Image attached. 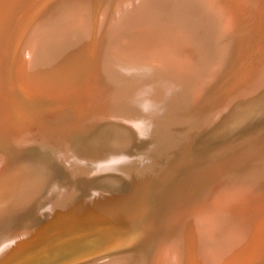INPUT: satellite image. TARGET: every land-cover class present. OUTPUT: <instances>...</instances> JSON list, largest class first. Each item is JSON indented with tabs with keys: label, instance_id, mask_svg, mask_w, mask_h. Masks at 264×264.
<instances>
[{
	"label": "rangeland",
	"instance_id": "374dc122",
	"mask_svg": "<svg viewBox=\"0 0 264 264\" xmlns=\"http://www.w3.org/2000/svg\"><path fill=\"white\" fill-rule=\"evenodd\" d=\"M107 1H109L108 4L110 3L107 17L110 18L111 16L113 17L117 11V8L113 10L112 5L115 1L120 2V0H0V27L2 26V21L7 18L9 9L15 3L21 5L18 9L15 10L14 8L11 11V17L16 16L14 22L10 23V27L9 23H7L6 26L3 27L2 33L0 32V50L2 49V45L5 44L3 50L6 59L8 58V61L5 59L6 61L2 60L1 63L4 78L2 79V76H0V80L2 79L0 83H3V87L10 97L8 109H10L9 115L11 117L6 125H1L4 130L0 129V156L2 154L5 155L4 153L7 152L6 148H8L9 151L13 150L10 152L11 154L9 153L10 155H8L7 162L9 165L23 166L30 163L31 160H34L35 163H39L42 166L40 168L41 183L38 189L34 192H30L22 203L12 206V208L6 210L0 216V241L4 239L6 243V246H4V248L2 247L0 250V264H97L104 260L110 262L115 261L117 264H154V255L160 250L161 246H163L166 241L181 233L182 225L180 220L183 218V213L186 211L188 213L193 208L199 207L205 199L211 200L215 195L219 196L220 192L223 191L225 185L229 184V182L233 183V181H238V179L241 180L243 178V183L245 184L237 187L249 185L254 192L258 190V186L264 183V180L260 179L258 176V179L261 180L258 184H255L249 179L250 174L253 175L255 173L254 175H256L258 171V175V173H261L263 171L262 169H264V114L257 116L254 114H250L251 116L248 115V121L245 125L236 126V130L231 129L228 130L229 132L226 130V133H228V135H226L228 137L226 135L225 137L224 134L221 137L218 136V134H214V137L208 135L213 134V132H210V127L219 122V117L221 115H225L224 113L228 114V109H230V112L243 105L244 107L247 105L252 107L260 97V99L263 98L264 44L260 43V41L257 42L258 39L256 38V34L258 33L259 35L260 33L257 29L260 23L259 18L256 16L264 11V0H248L249 5L246 10L249 13L246 14V12L243 11L245 16L242 15L240 7L235 0H232L231 3H229L230 0H212L213 2L217 1L219 3V9L221 6L224 8L223 4H233L238 11L237 17L240 20L239 24L234 28V33L227 34L231 36V40L229 39L231 42L230 61L227 60V62L224 63V55L223 52H221V46H217L218 50L214 55L207 57V54L212 51L209 46L210 44H207L208 47L207 45L205 46L206 51H202L203 57L201 56V58H197L196 60L202 67L210 69L217 63L213 70L214 73H216L213 77V82L208 84L200 96L203 100L202 103L200 102L201 99L198 98V101H196V99L193 98L195 101L192 100L190 103L187 101L185 106L169 107V110L165 112L166 115L163 114L165 117H162L167 118L165 123L163 120L162 123L150 126L143 137L141 135L137 136L136 133L133 139L130 140L131 142L127 143L129 145L125 143V145L121 146L122 149L120 148L121 152L117 154L118 157L115 155L108 156L106 154L92 155L89 150L86 151V148L82 144L74 149H68L65 156L61 155L63 157L62 159L59 157L58 159L51 153L53 157L46 154L45 150H48L47 148H54L53 145H48L51 144L50 138H61L60 132L64 129L62 123L69 120L70 117L67 118L68 116H61L59 114L62 112L61 110L63 107L61 106V101H56L52 97L49 98V95L46 94H38L41 89H32L28 85H26L27 91H25L24 95L26 98L36 101L26 106L18 104V98L20 96L18 89L21 85L16 81L14 71L19 58L18 52H21L23 45H25L33 29L37 27L40 28L43 25L44 27H53L56 25L57 20L62 27L65 26L64 29L66 33H70V35H67V37L55 35V41H51L52 44L49 46V54H53L55 58L57 56L62 57L52 62L54 64L53 67H55L57 71L61 68L62 73L67 74V70L70 71L69 66L72 65L73 62H76L78 64L76 66L77 71L74 70L73 75L74 78L77 75L76 81L79 79V81H81L88 74V71H90L89 67L92 65L91 58L93 54L89 55L85 51L82 54L83 50L80 52L84 38L75 30L77 27H75L73 22H75V16L78 14L79 10L87 11V16L89 17L92 12L105 6ZM187 1L188 0H160L157 6L154 5L153 10L156 8V12L164 10L169 14L178 10L177 13H180L182 12L180 8H183ZM106 7H104L103 15H106ZM101 11L102 10L99 12L101 13ZM191 11L195 17L201 14L196 7ZM100 18H102V16L99 17L97 15L95 17L98 21H101ZM122 18L119 19V16H116V21L119 23V26L124 24L122 23ZM191 25L190 23V25L186 26L189 28ZM183 26L187 28L185 24H183ZM217 26H219V22L211 19L208 24H203L202 27L205 29ZM223 28L222 30L225 31L229 27ZM163 30L164 28L158 29V31ZM154 31L150 30L143 34H139L140 32L133 33L129 30H123L121 32L122 34L117 36L115 44H121L124 39L123 36H126L134 41L135 46L132 47H137V49L144 47V45L147 47V43L150 44L148 40H151V42L154 41V39L151 38ZM143 38H147L145 42H143ZM219 40H221V43L224 42L221 38H219ZM63 42H67V46L63 47ZM126 42H129L128 38ZM115 44L108 39L107 46L111 45L115 48ZM254 45H256V47ZM151 46L153 47L154 45ZM255 48L259 51L261 49L262 52H257ZM7 52L8 57L6 56ZM113 52L115 53L116 50L111 51L105 49L104 62L102 66H100L98 72L102 81L103 78L110 80L111 76L115 73L123 82H133L137 85L141 82V78L144 77L143 75L152 77L151 74L154 72L151 70V67L153 65H158L155 61L156 59L162 58V54L153 52L149 57H144L142 55L144 61L136 64L129 60H124L127 55L130 57L131 53L127 52L125 54L122 52L123 55L121 59V57L115 58ZM218 52L219 55L217 57ZM36 53L37 56H43L41 54V47L37 48ZM59 53L62 55H59ZM111 56L113 57V61H111ZM44 60H46V58ZM114 69H116V72L113 71ZM35 72H37L35 73L37 74V80H42V78L45 77H55L54 83L59 81L58 76H55L51 71H46L42 75L40 69L39 71L35 70ZM76 72H78V74H76ZM251 86H253V88L257 86L258 88L253 89L254 92L252 90L248 91L247 89H250L249 87ZM121 89L124 92L126 91L125 88H120V90ZM237 91H248V93L244 96L239 95L237 98L235 96V101L233 100L234 96H232V99H229L231 98L230 94ZM16 93L18 96H16ZM249 94L252 95V98L251 96L249 97ZM254 95H258V97H256L258 99H256ZM227 96L230 97L228 98ZM222 99H224V101ZM226 99L230 100H228L229 106H225L220 115L216 119L214 118L215 120L207 123L206 114H212L211 116H213L214 113L216 114V112L219 111L218 108L221 105L220 103L222 102L225 104L227 102ZM79 101L85 102V99H79ZM4 104L5 103H3V105L1 104L0 108H2ZM119 104H124V102ZM190 110H194V113ZM176 111L177 114L173 115ZM183 111L186 116L184 114L181 115ZM188 111L192 113L190 114ZM195 111H199V114L204 115L199 117V114H196ZM202 111L204 113H202ZM251 113L254 112L252 111ZM150 116L152 120L155 118L159 119V117L153 115V113ZM227 116H230V114ZM197 117L199 119H197ZM1 118H6V114L1 112L0 119ZM63 118L66 120H63ZM173 118L175 119L172 120ZM32 119L36 121L41 120L46 123L51 122L52 126L46 127L42 125L44 129L41 127V130H45L49 135H38L36 130L40 128L32 123ZM205 131H207L206 134ZM218 137L219 139H217ZM87 138H89L88 135ZM140 139L142 141H140ZM208 139L210 141H208ZM203 143L206 144L204 145ZM124 150L128 151L126 152ZM121 154H123L126 159L128 158V160ZM54 157H56V160H54ZM86 157H89V160ZM112 157L117 158L113 161L107 160L108 162L105 160ZM101 159L105 161L102 162L100 161ZM51 160H53V163ZM80 160L83 162L80 163ZM124 161L127 162V165ZM255 162H261V166L255 164ZM62 164L65 165L66 168L62 166ZM99 164L100 166H98ZM245 164L248 165L246 168ZM50 165H52L53 168ZM74 165L76 168H73ZM63 167L65 169L61 170ZM113 167H117L116 170L113 169ZM260 167H262V169H260ZM85 168H88L87 170L89 172L91 170L92 173H89L87 170L85 171ZM95 168H97V170ZM109 169L111 170L109 171ZM64 170H67L68 175L66 173L64 176ZM72 170L77 171H75V173ZM230 172L234 175H231ZM241 173L242 175H239ZM247 174L249 175L247 176ZM262 174H264V171L261 175ZM57 175L59 177H57ZM112 175L115 176L111 177ZM229 176H234V179L229 178ZM235 176L238 177V179ZM115 177L117 180L121 179V181H117ZM251 178H253V176ZM81 180L86 181L83 182ZM114 180H116V182ZM96 182L99 184H95ZM83 183L87 185L88 189ZM113 183L121 185L112 187L114 186ZM50 184H52V186H50ZM117 186L119 190L115 189ZM50 187H52V191L54 192H49ZM83 189L85 191H83ZM114 189L115 191H113ZM262 190H264V188H262ZM70 194L75 197L71 198ZM85 194L87 199L85 198ZM205 194L210 195V197H207ZM83 195L84 198L80 197ZM100 195H102V198ZM76 197L80 199L77 200ZM109 198L111 199L109 200ZM46 200L48 201L47 203ZM193 201L194 203L189 204V202ZM39 202L40 205L37 204ZM47 204H49V206ZM50 204L53 206L52 210H50ZM245 205L244 201L239 203L237 206L238 212L246 217L252 215L251 218L254 220L255 216L251 212L253 204L247 207H245ZM246 208L249 211H247ZM255 210L257 209H254V211ZM56 211L57 213H55ZM245 212L248 213L244 214ZM28 214L31 215L29 216ZM43 214L44 216L46 215L45 218L42 217ZM23 217L25 219H23ZM48 218H50L49 221ZM29 219L30 221H28ZM35 219L38 220L36 221ZM46 220L48 222H46ZM34 223L36 224L35 226ZM39 223L41 224L39 225ZM41 225H43V227ZM40 226L42 228H40ZM38 228L41 230H38ZM30 229L33 232H31V235H29ZM18 230H20V232ZM24 234L28 236L21 237L24 236ZM11 246L15 249L14 252ZM2 251L3 253L1 254ZM191 251H193V245ZM242 264H248V262ZM251 264H264V258L258 261L254 260Z\"/></svg>",
	"mask_w": 264,
	"mask_h": 264
},
{
	"label": "bare ground",
	"instance_id": "6f19581e",
	"mask_svg": "<svg viewBox=\"0 0 264 264\" xmlns=\"http://www.w3.org/2000/svg\"><path fill=\"white\" fill-rule=\"evenodd\" d=\"M159 1L160 0H120V2L115 1L112 7H113V10L114 9L116 10L117 8V11H116V14L113 17L111 16L110 18L107 17V14L110 8V3L108 4L109 1H107V3H105L106 5L100 8L99 10L97 11L95 10V12H92L91 13L92 16L89 15V17L87 16V13H88L87 11L79 10L78 14L75 16L76 18L74 17L75 22L73 23L75 24V27H77V29L75 30L78 31L84 38L83 45L81 47L80 52H82L83 50L82 54L84 53V51L89 55L93 54L91 58L92 65L89 67L90 71H88V74L81 81H79L80 79L76 81L75 79L77 75L75 78L73 75V71L74 70L77 71L76 66L78 64L76 62H73V64L69 66L70 71L67 70L68 72L67 74H63L62 69L60 68L57 71L55 67H53L54 64L52 63L55 60L61 59L62 57L57 56L55 58L53 57V54H49L50 52L49 46H51L52 44L51 41H55V38H54L55 35L56 36L60 35L64 37H67V35H70V33L69 34L66 33V30L64 29L65 26L62 27L60 23L57 22L56 20V25L53 27L51 26L44 27L43 25L40 28L37 27L32 30L29 37L27 38L25 45H23L21 52H18L19 58L14 68L16 81L19 83V85H21V87L18 89V92L20 94L18 98L19 99L18 104L21 106L22 105L26 106L36 101V100L26 98V96L24 95L25 91H27L26 85H28L32 89H36V90L41 89L38 92V94H46V95H49V98L52 97L56 101H61V106L63 107L61 110L62 112H60L59 114L61 116L66 115L68 116L67 118L70 117L69 120L64 121L62 123L64 125L63 127L64 129L62 132H60L61 138L59 137L50 138L51 144H48V145H53L54 148H51V149L47 148L48 150H45L46 154H49L50 156L51 154H53L57 158L59 157L62 159L63 158L62 156H65L67 154L66 152L68 149L70 148L74 149L78 145L82 144L86 148V151L89 150L92 155L106 154L108 156L115 155L118 157L117 154L121 152L120 151L121 146L125 145V143L127 144L128 142H131L130 140L133 139L136 133H137V136L141 135L143 137V135L146 134V131H148V128L150 126H155L158 123H162L163 120L165 123V120L167 118H162V117H165L163 116V114L166 115L165 112L169 110V107L180 106V105L185 106L187 104V101L188 103H190V101L192 100L195 101L193 98H195L196 101H198V98H199L201 99L200 102L201 103L203 102L200 96L202 92L204 91V89L208 86V84L213 82V79H214L213 77L216 74L214 73L213 70L216 67L217 63H215L213 67L210 69V68L202 67V65L196 62V60L197 58H201V56L203 57L202 51H206L205 46L207 44L208 45L210 44L209 46L212 51H210L207 54V57L214 55L215 52L218 50L217 46H221L222 47L221 52H223V55H224L223 56L224 63H226L227 60L230 61L231 42L229 41V39L231 40V36L227 34H233L234 28L239 24L240 19L237 17L238 11L233 6V4H229V5L223 4L224 8H222L221 6L219 9L218 8L219 3L217 1L213 2L212 0H188L187 3L183 6V8H180L182 12L177 13L178 10H176L169 14L165 12L164 10L160 12H156V8L155 10H153L154 5L157 6ZM231 1L232 0H230L229 3H231ZM235 1L240 7V11L242 15L245 16L244 12H246V14L249 13L246 10L248 9V5H249L248 0H235ZM19 7H21V5L19 3H15L9 9L7 18L2 21V26H1L2 28L0 27L1 33L3 31V27H5L7 23H9V27H10V23L14 22V19L16 16L11 17V11L14 8L15 10L18 9ZM104 7L107 8V10L105 11L106 15H103ZM194 7H196L198 11L201 12V14L198 17H195L192 14L191 10H193ZM100 10H102L101 13L99 12ZM97 15L99 17L102 16V18H100L101 21H98L95 19ZM117 15L119 16V19L123 17L122 23L124 24H121L119 26V23L116 21ZM182 17H183V21H182ZM256 17L259 18V23H260V26L257 28L260 33L259 35L258 33L256 34L257 35L256 38L258 39L257 42L260 41V43L264 44V33H263L264 32V11L261 12ZM211 19L218 21L219 26L208 27L204 29L202 27L203 24H208ZM181 21H182V24H181ZM190 23L192 25L188 28L186 25H190ZM183 24H185L187 28H185ZM223 27L225 28L229 27V28L223 31L222 30ZM162 28H164L163 31H158V29H162ZM123 30H129L130 32H133V33L140 32L139 34H143L146 31L153 30L154 34L151 38H153L154 41L151 42V40H148L150 44L147 43V47L144 45V47L137 49V47H132V46H135V44L131 38L123 36L124 38L123 41L121 42V44L117 45L115 44L117 41L116 40L117 36L121 35L122 34L121 32ZM127 38L129 39V42H126ZM219 38L223 39L224 42L221 43V40H219ZM108 39H110L111 42L115 44V48L111 45L107 46ZM146 39L147 38H143L142 39L143 42H145ZM4 45H2V49L0 50V76H2L1 77L2 79L4 78V73H3L1 63H2V60L6 59L5 54H4L5 52L3 50ZM151 45H154V46L152 47ZM65 46H67V42H63V47ZM254 46L256 47V45ZM38 47H41V54L43 56H40V55L37 56L36 50ZM105 49H108L111 51L116 50L115 53L113 52L115 55V58H120L123 55L122 52H124L125 54L129 52L131 53V56L129 57L127 55V57H125L124 60H129L130 62L136 63V64L144 61L143 56L149 57V55H151V53L153 52L155 53L159 52V54H162V58L156 59L155 61L158 65L156 66L153 65L151 67V70L154 72L151 74L152 77L143 75L144 77L141 78V82L137 85L134 84L133 82H128V81L123 82L120 78L117 77L115 73L111 76L110 80L103 78V81H102V78H100V74H98V72H99L100 66H102L104 62ZM256 51L258 52L259 50H256ZM219 52L217 54V57L219 55ZM259 53H255V54H259ZM59 55H62V54L59 53ZM6 56L8 57V52L6 53ZM45 58L46 60H44ZM6 60L8 61V58ZM111 61H113L112 56H111ZM232 67H233V64H232ZM39 69H40L41 75L45 73L46 71H51L55 76L56 75L58 76L59 81L57 83H54L55 77H51V78L45 77V78H42V80H37V76H36L37 74H35L37 72H35V70L39 71ZM113 71L116 72V69H114ZM76 74H78V72H76ZM2 79L0 80V82L2 81ZM120 88H125L126 91L124 92L122 89L120 90ZM249 88L250 89H247L248 91L250 90L253 91V89H256L258 87L256 86L253 88V86H251ZM248 91H245V92L237 91L235 93L230 94L231 98H229L230 96H227V97L229 99H232V96H234L233 98L234 100L235 96L236 98L239 97V95L244 96L246 93H248ZM250 94H249V97L251 96L252 98V95ZM257 94L259 95L258 92ZM258 95L257 96L254 95V97L256 98L258 97ZM262 95H263L262 96L263 98L260 99L261 98L260 97L259 98L260 100L256 98L258 100L256 101L254 106H252L254 103L251 105L252 107L248 105L244 107V105L242 106L241 104L242 107L235 108L230 112H229L230 109H228V114H230V116H227L228 114L226 113H224L225 115L223 116L221 115L219 117L220 123L216 121L217 124L214 123L215 125L211 126L212 128L210 127L211 129L210 132H213V134H208V135L213 136L214 134L215 135L218 134V136L220 137L223 136V134L224 136L226 134L228 135V133H226L228 130H231V129L236 130L235 129L236 126L238 127L239 125L240 126L245 125V123H247L248 121V115L250 114H254L256 116L263 115L264 114V93H262ZM16 96H18L17 93H16ZM79 99H85V102L79 101ZM229 99H226L227 102L225 104L222 102L220 103L221 104L220 107L218 106L219 111H217L216 114L214 113L213 116H211L212 115L211 110H210L211 115H208L209 113L206 114L207 123H210L212 122V120H215L220 115L221 111L224 110L225 106H229L228 105V102L230 101ZM222 100L224 101V99ZM121 102H124V104H119ZM3 103L5 104L2 108H0V113L1 112L5 113L6 118L0 119V129L2 130H4V128H2L1 125L3 124L6 125L11 117L9 115L10 109H8L9 103H10V97L6 93L5 88L3 87V83L2 84L0 83V105L1 104L3 105ZM196 103H199V102H196ZM250 109H253V110H250ZM184 111L181 115L183 114L185 115ZM190 111L193 112L194 110H190ZM252 111L254 113H251ZM197 112L196 114H199V111ZM204 112L202 111V113ZM152 113L153 115H157L160 120L157 118L152 120L150 116ZM174 114H177V111L176 113H173V115ZM203 115L199 114V117H202ZM174 119L175 118H173L172 120ZM197 119L199 118L197 117ZM227 119H230V120H227ZM63 120H66V119L63 118ZM32 123L35 124L36 127L40 128L39 130H36V133L38 135L39 134L49 135L47 132H45V130L43 131L41 129L43 128L42 125L46 127L52 126L51 122L46 123V122H42L41 120L36 121L35 119H32ZM206 132L207 131H205V134ZM87 135L89 138H87ZM217 139H219V137ZM140 141L142 140L140 139ZM208 141L210 140L208 139ZM212 141H213V138H212ZM80 147L83 148L82 146ZM6 150L7 152L4 153L5 155L2 154L3 156L2 155L0 156V216L2 215L3 212L12 208V206L14 205L16 206L22 203V201L27 197V195L30 192L32 191L34 192L35 190L38 189L39 184L41 183L40 182L41 180L40 168L42 167L41 164L35 163L34 160H31L30 163L23 165V166L9 165L7 162L8 155H10L11 154L10 152L13 150L9 151L8 148H6ZM124 151L127 152L128 150H124ZM121 155L123 156V154ZM56 157H54L55 159L54 158L53 159L56 160ZM117 157H114V158L112 157L110 159H105V160L113 161ZM81 160H80V163L83 162ZM105 160L101 159L100 161L103 162ZM126 160H128V158ZM51 162L53 163V160H51ZM124 162L127 165V162L126 161ZM73 164H70V165H73ZM255 164L260 165L261 162H255ZM245 165H246L245 166L246 168L248 165L247 164ZM50 166L53 168L52 165ZM62 166L65 167V165L63 164ZM98 166H100V164ZM64 167L61 168V170L66 168ZM238 167H237V170H238ZM54 168H55V164H54ZM57 168H60V167H57ZM68 168H71V167H68ZM73 168H76L75 165L73 166ZM116 168L113 167V169L115 170ZM243 168H244V165H243ZM87 169L85 168L84 170L86 171ZM95 169L97 170V168ZM260 169H262V167H260ZM110 170L111 169H109V171ZM262 170L264 171V169ZM263 171L261 173H263ZM63 172H65V174L63 173L65 176L67 173V170H64ZM257 172H256V175H254L255 173L253 175L247 174V176L249 175L250 181L254 182L255 184H258L261 181L258 179V177L264 180V177H263L264 174L261 175V173H258L257 175ZM58 175L57 177H59ZM231 175H234V174L231 173ZM239 175H242V173ZM54 176H55V172H54ZM114 176L115 175H112L111 177H114ZM230 176L229 178L234 179L233 178L234 176L232 177ZM250 176L251 177L253 176V178H251ZM236 178L238 179V177ZM116 180L114 181L116 182ZM119 180L121 181V179H118L117 181ZM243 180L244 179L242 178L241 180L238 179V181H233V183L229 182V184L225 185V188L223 189L222 192H220L219 196L215 195V197H218V198L214 197L215 199L212 198L211 200L205 199L202 202V204H200L199 207L193 208L188 213L187 211L183 213L184 214L183 218L182 220H180V223L182 225L181 233L178 234V236L174 235L175 236L174 238L166 241L164 245L161 246L160 250L157 251V253L154 255V264H231V263L242 264L245 262H248V264H251L253 263L254 260L258 261L259 259L260 260L263 259L264 258V190H262V188H264V183H262L263 185L258 186L257 187L258 190L254 192L252 191V187L249 185L243 186V187H237L239 185L245 184L243 183L244 182ZM85 183H83V185ZM97 183L98 182H96L95 184ZM115 185H118V184H114V186L112 187H115ZM120 185L121 184H119L118 186ZM50 186H52V184H50ZM118 186L115 189H118ZM84 189L83 191H85ZM115 189L113 191H115ZM108 191H111V190H108ZM49 192H54L52 191V187H50ZM117 193H120V192H117ZM86 194H85V198H86ZM70 196L71 198L75 197L72 194H70ZM101 196L102 195H100V197ZM206 196L210 197V195L208 194ZM206 196H202V197H206ZM80 197L84 198V195ZM110 199L111 198H109V200ZM186 201H189V200H186ZM240 201L242 202L244 201V204H246L245 207L253 204L251 207V210H252L251 212L255 216L254 220L253 218H251L252 215L249 217H246V216H243L240 212H238L237 206L239 203H242ZM47 202L48 201L46 200V203ZM191 203H194V201L189 202V204ZM37 204L40 205V202ZM47 205L49 206V204ZM51 205L52 204H50V210L53 209V206ZM39 209L41 210V208ZM254 209H257V210L254 211ZM247 211L249 210L247 209ZM55 213H57V211ZM246 213L248 212H245L244 214ZM45 216L43 214L42 217L45 218ZM23 219L25 218L23 217ZM27 219H28V216H27ZM49 220L50 218H48V221ZM28 221H30V219ZM48 221L46 220V222ZM41 223H39V225ZM35 225L36 224L34 223V226ZM43 225L41 226L43 227ZM41 226L40 228H42ZM40 228H38V230H41ZM18 231L20 232V230ZM31 232L32 231L30 229L29 235H31ZM261 233H262V236H261ZM25 234L24 236H21V235L19 236L27 237L28 235L25 236ZM192 245H193V251H191ZM4 246H6V243L3 239V241H0V250L2 249V247L4 248ZM12 251L14 252L15 249L13 248ZM2 253L3 251L1 252V254ZM97 264H117V262L115 261L110 262V261L104 260Z\"/></svg>",
	"mask_w": 264,
	"mask_h": 264
}]
</instances>
